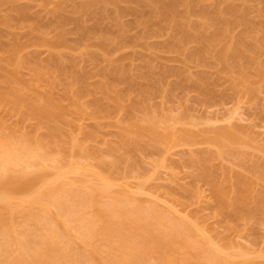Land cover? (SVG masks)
Returning a JSON list of instances; mask_svg holds the SVG:
<instances>
[{
    "label": "rangeland",
    "instance_id": "obj_1",
    "mask_svg": "<svg viewBox=\"0 0 264 264\" xmlns=\"http://www.w3.org/2000/svg\"><path fill=\"white\" fill-rule=\"evenodd\" d=\"M103 1L0 0V143L45 152L46 164L23 174L36 191L39 176L54 179L57 163L77 164L68 181L107 187L108 195L96 191L97 205L117 196L130 206L154 207L170 222L188 224L234 264L264 263V210L257 208L264 199V79L255 78L246 59L249 83L234 68L225 71L216 56L200 55L203 43L193 38L212 37L218 25L199 11L207 7L212 19L214 1L177 0V25L148 0ZM243 3L254 27L226 25L228 39L207 46L221 49L242 36L246 44L262 40L264 0L226 1L221 9ZM258 59L264 62V54ZM37 107H51L60 118L46 119ZM242 191L247 195L236 206ZM18 194L13 205L30 196ZM5 206L0 202V216ZM17 208L15 228L38 235L33 208ZM47 213L82 246L54 205Z\"/></svg>",
    "mask_w": 264,
    "mask_h": 264
},
{
    "label": "bare ground",
    "instance_id": "obj_2",
    "mask_svg": "<svg viewBox=\"0 0 264 264\" xmlns=\"http://www.w3.org/2000/svg\"><path fill=\"white\" fill-rule=\"evenodd\" d=\"M119 1L104 0L102 5L109 2L119 3ZM138 1L141 2L142 0ZM145 1H142V3H145ZM148 1L150 4L156 5L157 9L159 8L161 15L169 23L172 22L174 24L175 22V25H177V23L181 22L180 20L176 23V12L179 6L177 4L179 1ZM205 1H214L216 5L218 3L220 6L217 5L219 9L214 5L216 9L213 11L214 17L212 16V19L210 16L212 13H208L207 7L205 8L206 10L203 8L204 10L199 11L201 13L200 16L204 19L206 18L205 20L210 19L208 21L213 20L214 23L216 22L218 31L209 38L205 34L193 38L197 43L199 42V45L203 43L199 48L201 49L199 51V53L201 52L200 55L203 57V53H210L214 57L216 56L225 71L232 73L234 68V72L241 76L243 82L249 83L252 77L247 74V68L244 67L245 64H242L246 59L245 61H248L247 66L253 70L255 78L264 79V62L258 59L264 54V33L262 40H255L249 44H246L243 40L245 37L242 36L240 41H230L229 44L221 49L216 50L212 45L213 49L209 46L212 42L217 44L219 39L221 41L222 36H224V39L227 38L226 25L231 27V25L236 26L239 23L238 25L248 26L251 22V18L249 19V7L243 3L244 5L237 7H241L239 10L237 8L234 9L236 6L233 7L231 5L221 9V3L232 0ZM190 2L183 3L189 4ZM83 6L84 11H87L88 8L90 9V4H84ZM254 24L250 25L253 26ZM219 26L226 27V30L222 27L220 29ZM199 28L196 27V29ZM254 31L251 32L256 33L255 29ZM250 35L248 34V36ZM189 36H187V39ZM190 38L192 37H189V40ZM59 40L47 43L52 46L62 42V38ZM206 41L211 43L207 46L205 44L207 43ZM18 49V47L14 49L13 53L15 54ZM246 54L252 56H246ZM241 60L243 61L241 62ZM77 110L78 113L83 112L79 106H77ZM35 112L46 119L56 120L60 118L51 107H37ZM158 136L159 134L156 138ZM159 139L161 138L159 137ZM47 160L45 152L38 151L28 143L19 141H9L7 144L0 143V202L6 205L5 207L8 210H11L5 211L6 208L4 207L5 213L0 216V264H234L231 259L232 256L220 251L203 237L196 235L188 224L183 222L172 223L164 215L159 214L154 207L147 209L140 206H130L126 204L124 199L117 196H110L104 204L97 205L95 201L96 191L103 195H108L107 187L87 188L86 186L85 188L82 183L72 184L71 181H68V174L79 169L77 164L64 165L60 163L59 165L57 163L58 167L56 169L58 171L55 173V180L52 179L53 181L46 179L45 175L36 176L35 178L38 177V182L42 185L36 191L33 187H36L37 184L33 185V181H26L23 174L33 170V166L34 169L37 168V164L38 167L42 166V163L46 164ZM67 166L70 169L68 172L64 169ZM16 168L19 172L18 170L15 171ZM15 173H17L18 177L14 175ZM19 176L23 178L21 177V179ZM35 178H32V180H35ZM30 191L34 192L31 194ZM18 193L30 196L28 199L19 201L18 205H13L11 202L12 197ZM244 193L243 191L239 192V196L234 200V205L236 204L237 206L244 199L243 197L247 195ZM218 195L220 201L225 202V194L219 193ZM262 200L259 203L257 202L258 207L255 204L254 208L256 210L252 209L254 212L257 211V208L264 210V199ZM24 205H28L30 209L33 208V213L30 215L39 222L40 232L36 236L24 235L22 231L15 228V224L13 225L16 215L15 213L12 215L14 207L17 206L18 208L15 212H18L19 209L20 213L21 209L22 211L24 210L22 208ZM49 205H54L57 208L62 225L66 229L71 228L77 233L76 238L81 241L82 246L79 247L70 240L67 230L63 228L57 229L53 225V221L47 213ZM242 212L247 215L249 210H243ZM40 216H42L43 220H40ZM2 250L3 253H1ZM261 264L264 263L262 262Z\"/></svg>",
    "mask_w": 264,
    "mask_h": 264
}]
</instances>
